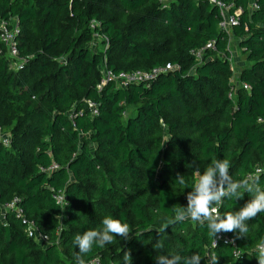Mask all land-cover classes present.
<instances>
[{"label": "trees", "instance_id": "obj_1", "mask_svg": "<svg viewBox=\"0 0 264 264\" xmlns=\"http://www.w3.org/2000/svg\"><path fill=\"white\" fill-rule=\"evenodd\" d=\"M223 1L239 9L230 30L246 65L236 87L228 34L208 0H0L23 59L11 69L0 42V131L10 138L0 141V264H76L73 237L106 215L127 222L129 237L94 245L84 264H123L124 251L130 264L177 253L207 264L210 252L216 264H257L264 212L243 222L244 235L223 232L234 246L212 245L206 228L175 215L214 159L229 162L228 182L251 185L257 174L264 189V0ZM166 65L145 82L101 83L103 69ZM238 191L213 204L220 216L252 198ZM14 198L46 245L7 209Z\"/></svg>", "mask_w": 264, "mask_h": 264}, {"label": "clouds", "instance_id": "obj_2", "mask_svg": "<svg viewBox=\"0 0 264 264\" xmlns=\"http://www.w3.org/2000/svg\"><path fill=\"white\" fill-rule=\"evenodd\" d=\"M229 162L227 160H213L202 173H198L192 192L187 196V207L177 208L175 215L177 220L190 219L199 223L202 227L215 236L220 232H232L239 230L240 235H244L248 229L243 223L245 220L253 218L257 213L264 212V189L258 185V176L253 174V184L246 182L243 184L228 182ZM180 185L185 183L183 177H177L176 180ZM227 182L226 187L223 185ZM243 187L245 191L252 193V198L235 214L226 213L220 216L217 207L211 205H219L221 197L228 194L240 196L239 188ZM204 221H207L204 224ZM99 229H89L82 234H76L72 243L78 248L76 255V264H84L80 254L88 253L95 245L103 248L105 244H111L115 237H121L126 240L129 237L130 229L127 222L106 215L101 220ZM255 259L257 264H264V238L256 243L254 248ZM123 264H130V255L128 251H124L121 257ZM201 256L199 253H193L190 256H181L177 254L161 255L156 257L157 264H199ZM217 255L210 252L207 257V264H216Z\"/></svg>", "mask_w": 264, "mask_h": 264}, {"label": "built area", "instance_id": "obj_3", "mask_svg": "<svg viewBox=\"0 0 264 264\" xmlns=\"http://www.w3.org/2000/svg\"><path fill=\"white\" fill-rule=\"evenodd\" d=\"M209 3L216 6L220 12L221 15V22L219 23V27L227 32L228 29L234 24L237 23V16L239 14V9H235L232 12V2H225L223 0H208ZM12 20H0V42L2 43L6 54L12 59L11 62H14V59L16 61V68H19L21 66L22 58L19 55L17 41H16V35L18 33V27L16 23L13 22V25L11 24ZM98 22L95 20L91 21V27L94 28L95 25H97ZM94 39L98 38V35L96 33L93 34ZM170 65H166L164 68L155 67L152 68L150 71L144 72V71H131V72H118L113 73L107 69H103L104 77L102 80V84L113 80L117 82L121 86H125L128 83L132 82H145L148 81L161 70L169 69ZM246 87V86H245ZM230 95V94H229ZM89 107H91L92 112H95L96 110L93 108V103L89 102ZM0 141L4 145H8L10 143V138L5 135L3 132L0 131ZM57 167L56 164H52L49 168L55 169ZM260 168H256V172H259ZM53 197L59 205L63 204L64 196L60 191H57L53 193ZM7 209L12 212L15 218L20 219L25 224V233L28 237L32 238L33 240H36L41 245L47 244V237L40 233L38 229L36 228L33 220L27 219L25 216V213L18 205V201L16 198H14L10 203L7 205ZM211 207H217L216 205H212ZM218 211V209H217ZM221 241L223 244L234 246L235 241L234 238L223 233H217L215 236H213V243L212 245H215ZM239 251L234 250V254H237ZM88 264H100L97 260H91Z\"/></svg>", "mask_w": 264, "mask_h": 264}, {"label": "rangeland", "instance_id": "obj_4", "mask_svg": "<svg viewBox=\"0 0 264 264\" xmlns=\"http://www.w3.org/2000/svg\"><path fill=\"white\" fill-rule=\"evenodd\" d=\"M13 25V22H11ZM228 43H227V50H228V60L230 63V68L232 71V77H231V83L233 87L239 86V74L241 71V68L246 65V59L245 56L241 52V48L238 44V39H236L232 34L231 30L228 29ZM95 45V44H93ZM16 61L14 59V62H11L10 68L15 69L16 68ZM118 84V83H117ZM93 144H90V147H92ZM2 219V217H1Z\"/></svg>", "mask_w": 264, "mask_h": 264}, {"label": "crops", "instance_id": "obj_5", "mask_svg": "<svg viewBox=\"0 0 264 264\" xmlns=\"http://www.w3.org/2000/svg\"><path fill=\"white\" fill-rule=\"evenodd\" d=\"M232 34V33H231ZM229 35V34H228ZM228 38H229V36H228ZM239 41V40H238Z\"/></svg>", "mask_w": 264, "mask_h": 264}]
</instances>
